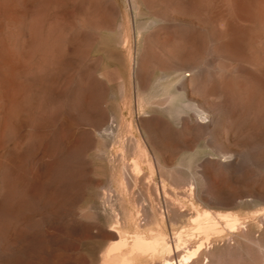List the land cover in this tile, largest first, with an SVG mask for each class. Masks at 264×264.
<instances>
[{
	"label": "bare ground",
	"instance_id": "1",
	"mask_svg": "<svg viewBox=\"0 0 264 264\" xmlns=\"http://www.w3.org/2000/svg\"><path fill=\"white\" fill-rule=\"evenodd\" d=\"M131 1L133 6L137 2ZM139 1L150 20L141 23L130 11L125 15L129 64L140 92L147 93L155 80L159 82L148 98L140 95L139 104L148 108L135 123L129 99L121 105L120 119L109 111L104 100L106 79L98 74L96 60L87 62L89 47L98 39L97 31L119 24L121 9L116 0H0V256H17L18 242L4 247L15 227L21 232L18 240L28 238L29 247L46 253L54 251L51 247L56 245L70 250L78 241L96 235V228L100 232L95 205L81 210L74 206L87 198L88 186H105L93 170L102 169L107 160L121 162L136 185L146 184L154 209L158 197H154V189L157 193L160 190L155 160L162 158L170 165L175 154L194 149L202 138L214 156L206 159L211 171L204 173L208 189L204 200L220 202L223 194L229 196L227 204L251 196L264 200L262 189L251 194L231 189L233 184L247 185L253 166L264 167V144L242 152L223 140L239 132L241 139L253 138L264 126L263 1ZM87 35L90 37L84 41ZM71 60L77 64H69ZM63 65H67L64 72ZM176 95L182 98L181 107H176ZM40 112L47 115L42 117ZM37 123L40 131L33 132ZM75 123L86 127L77 133L72 128ZM37 136L44 141L39 148ZM134 138L136 145L130 149ZM144 163L149 173L143 171ZM162 169L158 171L161 184L172 201L170 190L176 184ZM217 172L227 181L215 178L214 183L212 177ZM195 181L188 186L193 188ZM130 203L136 206L132 196ZM48 207L57 210L45 213ZM133 213L137 215L132 209L129 216ZM59 214L80 219L61 226L62 222L60 228L42 234ZM28 215L34 217L25 221ZM165 218H170L169 212L161 216L154 213L149 222L158 224ZM240 220L237 213L208 211L194 218V232L200 230L208 236L219 232L223 224L241 230ZM149 233L137 227L132 238H121L110 248L104 263L134 264L145 256L157 261L160 251L172 252L173 246L160 239L155 228ZM243 233L247 238L249 229ZM109 236L116 238L118 233L111 231ZM23 247L19 248L21 253ZM202 251L203 241L187 244L180 264L199 261ZM62 254L37 260L38 264H71ZM209 262L204 256L203 264ZM79 264H93V259L81 257ZM163 264L174 261L168 256Z\"/></svg>",
	"mask_w": 264,
	"mask_h": 264
},
{
	"label": "rangeland",
	"instance_id": "2",
	"mask_svg": "<svg viewBox=\"0 0 264 264\" xmlns=\"http://www.w3.org/2000/svg\"><path fill=\"white\" fill-rule=\"evenodd\" d=\"M116 1L121 9V16L120 18H118L117 22L119 24L122 23L123 27H121V25L119 26L118 24V28L115 27L110 30L106 28L102 31H97L96 34L98 35V39L89 47L87 62H90L89 64H91L92 62H94V60H96L99 66L98 74H100V76L102 77L104 76L106 79L108 85V93L106 94L104 100H106L105 103L109 111L115 116L117 114V118L120 119L122 106L124 102L129 99L131 100V102H133V118L135 120V123H137L143 109L148 108L146 104L143 106H141V103L139 104L138 100L140 98V95L141 98L143 96L148 98L153 91L157 90L156 84L159 81L155 80L156 84L152 85L154 87H151L149 91L147 90V93H145V90L141 92L138 90L134 82L135 78L133 77V68L129 64V51L125 47V27L127 23L125 20V15L129 11L130 14L136 13L141 23L148 22V20H150V17L147 15L148 11L146 7L139 0H137V2L135 1L136 6H133L131 0ZM262 1L264 2V0H261V2ZM263 2L262 5H264ZM145 14L147 18L144 16ZM89 37V35L84 36L83 40H88ZM136 39L137 33L134 34L133 45L137 43H135V41H137ZM92 47L93 49H91ZM134 48H137V44L134 45ZM116 52L120 53L121 55L117 54ZM68 63L71 65L77 64V62H75L74 60H71ZM67 65L62 66L63 72ZM160 82L163 85V81ZM175 99L176 107H181L180 105L182 98L176 95ZM129 100L128 102H130ZM44 114L47 115L46 112H42V114L40 112L39 115L44 117ZM34 125L33 127H35V130H33V132L40 131L39 127H41V125L39 123H37L36 126ZM84 127H86V125L83 123H75L72 126L74 131L77 130V133H79ZM260 128L261 129L257 130V133L253 138L241 139L243 137L240 136L241 133L239 132V134H235L234 137H231L230 140L225 138L223 140L225 144H229L228 146L232 147V149L247 152L251 148H258L264 144V126ZM39 138L40 137L38 136L36 137L38 148L42 143H44V141H41ZM140 138L143 140L141 136ZM203 140V138L200 139L194 149L175 154L173 156V162L170 165L164 164L162 158L159 161L157 159L155 160L154 172L157 174V181L160 190L157 193V190L154 189V197L155 194L156 196H158L155 197L157 201H155L156 203L154 209L151 207V203L147 195L148 192L146 190V184L142 185L141 183V185H136L134 179H132L131 173L127 174L124 171L121 162L117 161L116 163H111L109 162V160H107L108 162L105 161V166L102 169L96 171L93 170V173L97 177L104 180L105 186H88L89 189L87 188V198L83 202H79L74 206V209L81 210L82 208L90 207L92 204H94L96 207L95 209L98 210L97 212L99 214V221L97 226L102 228L100 232H98V229L96 228V235L78 241V245L70 250H63L61 248V245L59 247L57 245L55 247H51V250L54 251H50L49 254L44 251L37 250L34 247H29L27 245L29 241L28 238L18 240L21 236H19L18 234H20L21 232L20 228L15 227L14 232L6 238L4 247H9L11 244H17L18 242L19 244L16 247L18 254L17 256L11 258L0 256V262H2L1 264H38L39 260H48L54 253H63L62 256L64 257V259L69 260L71 264H79V259L84 256L87 258L89 257V259H93V264H105V259L109 257L108 251L110 250V248L114 244L120 242L121 238L128 236L132 238V235H134L137 227L144 229V231L147 232L148 235H150L149 232L151 231V229L155 228L158 237L160 239L165 238L166 241L171 246H173V250L170 253L166 251H160L157 255V261H153L149 256H145L142 261L138 260L134 264H163L164 258H167L168 256L169 258L171 257V260L174 261V264H180V255L183 253L184 247L189 243L193 246L199 241H203V251L201 258L202 260L200 259L199 261L193 262L192 264H203L204 256L209 257V264H262L264 261V200L253 199L251 196L248 198L246 197V200H241L239 202H236L235 204H227V202H229V196L223 194L221 196L222 199L220 202H206L204 200V196L205 194H207L208 189L206 188L207 185L204 181V173L208 172L209 174L211 171V168L206 164V159L212 156V149L208 146L206 140ZM135 145L136 139L134 138L132 143H130V149L134 148ZM161 164H164L166 166L162 169ZM161 169L176 184V188H174V190H170L172 201L169 200L170 197H167L165 195V190L162 187L161 179L158 173V171H160ZM143 171H146L148 173L150 171L148 165L145 163ZM215 178L223 179V181L225 180L224 182L227 181L226 176H224V174L220 172H217V174L212 177L214 183L216 182ZM191 180H196L193 188H190V186H188V183H190ZM184 183L186 186H184ZM180 185H182V187H180ZM263 185L264 167L257 168L253 166V173L251 172V174L247 175V185L238 186L237 184H233L231 189L235 190L238 193L251 194L254 192V190L257 189H262L261 191H263ZM52 191H54V185L48 191L49 194H51ZM108 193L112 194L109 195ZM130 196L135 199V207H133L130 203ZM82 205H84V207ZM51 208L48 207L44 212L50 213L54 210H57ZM132 209H134L137 215L133 213L129 216V212ZM91 211L95 214V211H93L92 209ZM208 211L214 214H218L220 212L234 214L237 213L238 215L240 214L241 224L239 225V227H241V230L239 228L234 231L223 224L220 228L221 231L219 230V232L215 233L211 232L208 236H206L205 233L200 230V232H194V230L197 229L194 218H196L199 214H204ZM168 212L170 214L169 219L165 218L158 224L156 222H149L154 213L161 216L163 214H168ZM70 216L71 214H66V216L64 214L62 218V216L59 214L58 216H56L52 225L44 227V229L42 230V234L45 235L48 232L54 231L56 228H60L69 220L80 219V217L77 215H72L71 217ZM32 217H34V215L26 216L25 221H29ZM99 223L101 225H99ZM243 226L245 228L242 229ZM246 228L249 229L247 238L243 233ZM111 231H116L118 233V236L116 238L110 237L109 233ZM164 234L166 235L164 236ZM23 246H25L26 248ZM21 247L24 248V253H21V251L19 250V248ZM179 249L182 250L180 251Z\"/></svg>",
	"mask_w": 264,
	"mask_h": 264
}]
</instances>
